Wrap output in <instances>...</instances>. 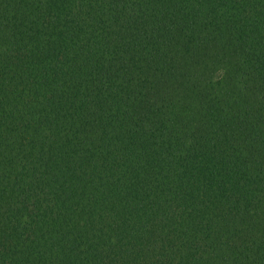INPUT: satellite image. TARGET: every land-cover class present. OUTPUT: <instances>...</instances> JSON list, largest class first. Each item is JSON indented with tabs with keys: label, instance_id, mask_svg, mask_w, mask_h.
I'll return each instance as SVG.
<instances>
[{
	"label": "trees",
	"instance_id": "trees-1",
	"mask_svg": "<svg viewBox=\"0 0 264 264\" xmlns=\"http://www.w3.org/2000/svg\"><path fill=\"white\" fill-rule=\"evenodd\" d=\"M0 264H264V0H0Z\"/></svg>",
	"mask_w": 264,
	"mask_h": 264
}]
</instances>
